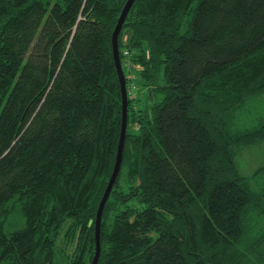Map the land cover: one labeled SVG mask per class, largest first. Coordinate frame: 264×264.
I'll return each instance as SVG.
<instances>
[{
	"label": "trees",
	"instance_id": "16d2710c",
	"mask_svg": "<svg viewBox=\"0 0 264 264\" xmlns=\"http://www.w3.org/2000/svg\"><path fill=\"white\" fill-rule=\"evenodd\" d=\"M125 2L0 0V264L92 260ZM126 13L119 57L147 95L128 97L96 264H264V162L245 174L236 158L264 140V0H133Z\"/></svg>",
	"mask_w": 264,
	"mask_h": 264
},
{
	"label": "water",
	"instance_id": "95a60500",
	"mask_svg": "<svg viewBox=\"0 0 264 264\" xmlns=\"http://www.w3.org/2000/svg\"><path fill=\"white\" fill-rule=\"evenodd\" d=\"M133 3V0H126L125 4L123 5L122 9L120 10V14L117 17V20L115 22V26L111 32V47H112V55L114 58L115 63V70L117 71V78L120 82V92H121V122H120V133H119V140L117 143V151L114 158V164L111 169V175L108 178L107 185L105 186L102 195L100 197V200L97 204L96 214L94 218V236H95V251L94 255L92 257V260L90 264H96L100 252V243H99V233H100V221H101V212L104 207V202L109 196V192L111 190L112 185L114 184V179L118 174V170L120 168L121 164V156L123 151V142H124V135L126 131V120H127V101H128V92H126V80H125V74L124 69L122 68V62L121 58L119 57V47H118V32L122 26V22L126 17V12L128 11L130 5ZM92 223V219H89L88 224Z\"/></svg>",
	"mask_w": 264,
	"mask_h": 264
},
{
	"label": "rangeland",
	"instance_id": "374dc122",
	"mask_svg": "<svg viewBox=\"0 0 264 264\" xmlns=\"http://www.w3.org/2000/svg\"><path fill=\"white\" fill-rule=\"evenodd\" d=\"M126 35L123 40H126ZM125 51L124 56H125ZM126 57V56H125ZM130 60H124V67L127 75L126 92H128V97H132V102L137 103L139 107L145 105L147 90L143 85H139L138 80L134 78L135 71L131 68L135 65H131ZM138 68L135 66V69ZM137 70V69H136ZM137 75V74H136ZM237 162L243 173L252 172L259 164L264 162V140L258 141L256 144L245 146L240 152L237 153Z\"/></svg>",
	"mask_w": 264,
	"mask_h": 264
},
{
	"label": "built area",
	"instance_id": "2783aa9c",
	"mask_svg": "<svg viewBox=\"0 0 264 264\" xmlns=\"http://www.w3.org/2000/svg\"><path fill=\"white\" fill-rule=\"evenodd\" d=\"M125 53H127V51H125Z\"/></svg>",
	"mask_w": 264,
	"mask_h": 264
}]
</instances>
